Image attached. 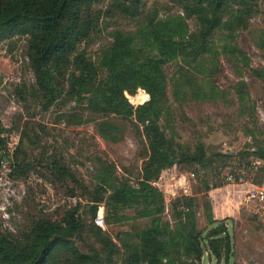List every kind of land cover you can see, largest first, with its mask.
Instances as JSON below:
<instances>
[{"label":"rangeland","instance_id":"rangeland-1","mask_svg":"<svg viewBox=\"0 0 264 264\" xmlns=\"http://www.w3.org/2000/svg\"><path fill=\"white\" fill-rule=\"evenodd\" d=\"M253 5L254 12L240 26L232 31L225 26L217 29L208 50L195 58L190 48L175 56H161L148 35L149 18L172 23L185 17L181 6L170 0H143L138 14L129 17L112 8L110 0H100L90 8L94 30L78 46L77 53L98 62L119 34L128 38L134 57L162 58L167 99L158 124L174 157L182 161L195 149L204 150L208 157L225 155L202 165L174 164L151 181L160 193L157 203L164 208L159 215L161 233L176 264H264L262 226L253 207L240 204L243 187L227 186L225 181L229 170L241 171L243 180H251L256 177L255 165L264 163L255 156L264 150V79L254 72L264 71V0ZM183 22L179 36H194L195 20L185 17ZM26 46L25 36L0 43V127L8 153L0 169V231L23 240L35 217L48 215L60 222L71 209L86 223L73 237L82 252L97 253L104 260L111 256L112 264H146L132 258L128 263L131 255L139 253L141 233L152 224L150 215L140 214L144 203L140 199L138 203L135 199L112 203L111 186L98 176L109 167L110 184L126 182L138 187L147 159L144 129L116 115L93 111L87 101L76 103L68 96L67 84L57 103L44 109L31 96L35 83ZM23 86L29 93L25 101L15 92ZM138 93L139 88L133 95L124 92L128 100ZM141 96L130 104L139 105ZM54 162L70 169L74 179L54 181L50 174ZM242 163L251 165L243 167ZM98 185L106 189L98 203L103 227L95 225L89 213L90 193ZM91 223L97 227L94 232L89 231ZM217 224L229 233L232 251L227 261L224 254L216 259L209 252V232ZM182 229L205 238L199 260L193 262L183 254L178 241ZM105 239L112 241L113 249ZM58 258L62 262L63 254Z\"/></svg>","mask_w":264,"mask_h":264},{"label":"trees","instance_id":"trees-1","mask_svg":"<svg viewBox=\"0 0 264 264\" xmlns=\"http://www.w3.org/2000/svg\"><path fill=\"white\" fill-rule=\"evenodd\" d=\"M99 1L0 0V43L15 36L27 38L26 55L35 83V92L31 96L39 100L44 109L57 103L67 84L68 96L76 103L87 101L93 111L116 115L144 129L148 144L147 159L138 187L133 188L126 182L120 186L110 184L109 167L103 168L98 176L105 185L111 186L112 203L118 205L131 199L138 203L140 199L144 203V211H140V214L150 215L151 227L141 233L137 247L139 253L131 255L128 263L132 258L134 261L144 260L146 264H176L161 233L159 215L164 208L157 203L160 193L151 185V181L174 164L185 162L191 165L196 162L202 165L206 161L212 162V157L223 158L225 155L214 153L208 157L204 150L195 149L182 161L174 157L175 152L158 124L160 110L167 99L166 81L161 70L162 58L134 57L128 38L119 34L102 52L98 62L77 53L80 43L88 39L94 30L95 22L90 8ZM110 1L112 8L129 17L136 16L143 3V0ZM170 1L181 6L183 16L195 20L197 31L194 36L185 39L180 37L185 17L169 23L153 16L147 20L152 46L161 56H175L190 48L195 58L208 50L209 40L217 29L225 26L232 31L240 26L254 12L253 2L256 3V0ZM254 72L264 79V71ZM138 88L142 94L140 104L133 106L129 101L133 102L139 93L129 96L128 100L124 92L133 95ZM15 92L22 101L29 94H26L27 87L24 86ZM2 131L0 127V169L8 157ZM255 156L264 161V150L259 149ZM239 165L246 167L251 164ZM254 169L256 177L251 180L259 182L264 174V163L255 165ZM232 172L236 179L245 177L241 171ZM50 174L58 182L66 178L74 179L70 169L56 162L51 163ZM104 186L98 185L90 193L93 204L89 207V213L92 218L97 213L98 203L103 200ZM105 205L108 206L107 202ZM85 224L77 211L69 209L64 212L60 222L50 219L48 215L35 217L28 233L22 236L23 240L0 231V264H112L111 256L104 260L97 253H84L74 243L73 237L81 233ZM88 228L91 232L97 229L93 223ZM209 233L210 254L216 259H221L224 254V261H227L232 251L228 231L217 224ZM204 240L199 232L192 229H182L178 233L183 254L190 256L193 262L200 259V244ZM104 242L113 249L111 240L105 239ZM62 254L64 260L61 262L58 255Z\"/></svg>","mask_w":264,"mask_h":264},{"label":"built area","instance_id":"built-area-1","mask_svg":"<svg viewBox=\"0 0 264 264\" xmlns=\"http://www.w3.org/2000/svg\"><path fill=\"white\" fill-rule=\"evenodd\" d=\"M194 176V173L191 174ZM225 181L228 185L243 187V193L240 199L241 206L253 207L252 212L256 216L258 222L262 226L264 234V174L259 182L252 180L236 179L234 173L229 170L225 173ZM99 207L97 214L94 217V223L97 226H104V218Z\"/></svg>","mask_w":264,"mask_h":264},{"label":"bare ground","instance_id":"bare-ground-1","mask_svg":"<svg viewBox=\"0 0 264 264\" xmlns=\"http://www.w3.org/2000/svg\"><path fill=\"white\" fill-rule=\"evenodd\" d=\"M138 103V102H137Z\"/></svg>","mask_w":264,"mask_h":264}]
</instances>
